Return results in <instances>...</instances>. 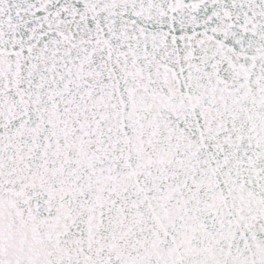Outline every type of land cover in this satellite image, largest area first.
<instances>
[{
	"label": "snow or ice",
	"instance_id": "obj_1",
	"mask_svg": "<svg viewBox=\"0 0 264 264\" xmlns=\"http://www.w3.org/2000/svg\"><path fill=\"white\" fill-rule=\"evenodd\" d=\"M0 264H264V0H0Z\"/></svg>",
	"mask_w": 264,
	"mask_h": 264
}]
</instances>
